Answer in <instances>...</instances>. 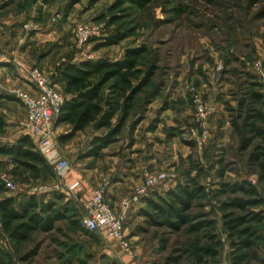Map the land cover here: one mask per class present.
Masks as SVG:
<instances>
[{"label":"rangeland","instance_id":"rangeland-1","mask_svg":"<svg viewBox=\"0 0 264 264\" xmlns=\"http://www.w3.org/2000/svg\"><path fill=\"white\" fill-rule=\"evenodd\" d=\"M115 2L0 0L3 38L15 34L17 44L23 48L35 33H52L47 38L53 45L46 48V55H51L48 66L54 68L53 74L61 64L72 60L118 61L126 49L137 47L147 50L138 66L141 79L153 67L149 84L135 96V108L122 132L99 157H86L91 139L105 132L96 130L95 123L66 143L58 142V137L67 134L70 127L53 126L52 151L68 162V170L61 176L52 169L51 175L35 179L16 167L8 156L0 155V178L14 186L5 196L16 202L29 197L38 202H55L65 214L53 231L35 232L20 245L8 239L0 224V248L12 255L14 264H198L196 249L204 243L202 235L186 229L172 233L164 227H150L146 217L139 214L145 205L124 221L123 241L131 254L76 224L86 192L76 182L67 183L66 175L73 168L96 179L95 188L103 183L110 186L118 174L133 178L124 185V191L139 185L145 174L164 172L168 175L165 183L147 197H165L176 184L192 180L201 186L203 195L194 202L191 214H207L223 243L218 256L205 259L203 264H231L220 210L229 195L219 191L220 184L246 180L264 198V188L247 163L251 149L238 151L227 112V108L236 106L249 81L247 74L255 78L261 86L258 90L264 94V0H134L117 9L112 8ZM78 23L99 26L103 38H124L112 46L92 40L77 49L73 33ZM57 36H63L65 41L61 43ZM33 68L38 69L36 65ZM4 81L0 76V92L9 97L1 101L0 114L7 126L0 143L11 144L19 136L28 135L26 111L11 94L21 87H7ZM102 94H115L111 83ZM196 97L216 108L208 120L201 148L196 145L202 131L194 119ZM120 118L121 112H117L113 124ZM64 146L77 151L67 157L59 152ZM56 195L64 199L55 201ZM261 232L264 235V229ZM260 256L264 260V242L260 244Z\"/></svg>","mask_w":264,"mask_h":264},{"label":"trees","instance_id":"trees-1","mask_svg":"<svg viewBox=\"0 0 264 264\" xmlns=\"http://www.w3.org/2000/svg\"><path fill=\"white\" fill-rule=\"evenodd\" d=\"M134 0H116L112 8H120ZM124 36L93 39L102 41L104 46L117 45ZM92 41V40H91ZM145 47L128 48L118 61H90L63 63L53 77L64 83V102L54 126L67 125L69 133L59 136L58 142L66 143L77 133L83 132L95 123L96 130H105L102 135L90 141L86 157L97 158L102 150L116 141L124 125L135 108V96L149 84L152 68L143 77L138 68L146 54ZM245 84L234 108H227L228 123L237 139L238 151L245 153L251 149L247 163L253 168L258 183L264 188V94L252 75ZM111 83L115 94L104 96L103 88ZM56 85V84H55ZM9 97L0 93L1 101ZM117 112L121 118L116 124L113 119ZM7 124L0 114V135ZM192 145V143H191ZM0 155L8 156L11 162L29 172L35 179L51 175L52 167L37 150L34 140L26 134L19 136L11 144L0 143ZM219 175H222L219 172ZM222 194L229 197L221 203V223L229 245L231 264H264L260 256V244L264 242V198L258 189L246 180L221 183ZM7 193L0 179V224L2 232L14 245L30 240L35 232H51L65 214L56 208L55 202H38L35 197L16 202ZM203 188L192 180L186 184H176L165 197L153 194L144 198L145 209L139 214L146 217L150 227H164L172 233L186 229L189 233L201 234L204 243L197 247V263L216 258L223 245L216 233L215 222L207 214H191L194 202L203 194ZM56 195L55 201L63 200ZM82 215V213H81ZM80 223L76 222V224ZM90 235V232H87ZM0 264H14L12 255L0 248Z\"/></svg>","mask_w":264,"mask_h":264},{"label":"built area","instance_id":"built-area-1","mask_svg":"<svg viewBox=\"0 0 264 264\" xmlns=\"http://www.w3.org/2000/svg\"><path fill=\"white\" fill-rule=\"evenodd\" d=\"M103 36L99 26L93 24L78 23L73 33V41L77 49H82L89 41ZM0 54V58H1ZM53 75H44L39 69L33 68L28 73L31 90L15 89L11 94L17 98L26 111V127L28 135L34 140L37 150L44 156L53 170L61 176L68 170V162L58 157L52 151L50 140L52 128L64 102V96L59 93L53 81ZM194 119L201 128L200 138L196 139V145L201 148L207 137L206 127L208 120L216 113L213 105H208L200 98L193 101ZM168 175L164 172L145 174L141 183L135 186L129 193L121 197L117 208H113L107 202L109 185L107 183L97 186L84 205L80 224L86 230L102 235L107 241L115 243L131 254L124 238V221L130 208L142 202L147 195L163 183ZM6 191L14 189L10 181L0 178Z\"/></svg>","mask_w":264,"mask_h":264},{"label":"crops","instance_id":"crops-1","mask_svg":"<svg viewBox=\"0 0 264 264\" xmlns=\"http://www.w3.org/2000/svg\"><path fill=\"white\" fill-rule=\"evenodd\" d=\"M51 35L52 33H49L47 36L52 37ZM47 36H44L40 33H35L28 39L26 46L21 48L17 44V40H16L17 38L15 34L5 35L4 38L0 35V51L2 52V59L0 60V76H2L3 79H5L4 82L6 83L5 85L7 87H13V88L21 87L19 89H23L25 91L31 90L32 85L29 83L28 73L35 65L44 75L49 76L54 73L55 71L54 68L48 66L51 55L50 54L46 55L47 52L46 48L48 46L50 47V45L52 46L53 44L48 43L49 42L48 40H50V38H47ZM55 39L56 38H54L52 41H54ZM57 40H60L61 43L65 41L63 36H59ZM59 46L63 47L64 44L59 43ZM76 56L77 55L73 57ZM83 60L84 59H79L77 61L72 60L71 62L77 63ZM55 84H56L55 85L56 88L64 96L63 94L64 83L60 82L59 80H56ZM25 120H26V115H25ZM74 151H77V149L69 150L66 149L65 146L59 148V152L67 157L71 156ZM77 155L78 154H76V156ZM66 176H67L66 181L68 184L76 182L80 184L82 189L85 190L86 195H84V200H83V207H84L86 202L90 199L93 190L95 189L94 185L97 183L95 182L96 179L93 180V178H90L88 174L83 175L77 170L76 167L73 168ZM116 179L117 180L109 186L108 195H107L108 204L115 209L117 208L120 198L123 195L127 194L131 189L130 187L127 189V191H124V187H125L124 185L129 184L128 181L133 178L129 176L123 177L122 174H118ZM142 205H144L143 201L140 204L130 208L127 213V218L133 215L134 213H136V211L140 207H142Z\"/></svg>","mask_w":264,"mask_h":264}]
</instances>
